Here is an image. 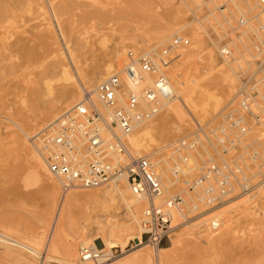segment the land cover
<instances>
[{
	"label": "rangeland",
	"instance_id": "374dc122",
	"mask_svg": "<svg viewBox=\"0 0 264 264\" xmlns=\"http://www.w3.org/2000/svg\"><path fill=\"white\" fill-rule=\"evenodd\" d=\"M220 2L214 0L216 5ZM198 3L199 0H0V12L7 9L12 12L6 17L0 16V264H19L15 261L18 257L29 259L33 264L39 261L30 250H26L30 246L29 240L42 235L39 215L46 203L42 181L34 180L28 154L29 149L33 151L31 140L34 139L29 137L46 125L40 122L44 119V111L36 110L37 101L34 96L39 89L42 93L50 90L45 97L49 99L63 85L74 89V97L82 96V86L69 84L71 80L68 83L59 73L43 79L44 71L56 60L50 31L63 30L75 60L70 68L72 78L79 81L88 76L85 79H92L91 85H95L99 77L94 73L108 61L115 62V69L126 64V54L124 61L120 57L114 58V49H121L122 43L126 52L132 50L135 55H140L146 51H160L170 43L174 35L188 41L178 48L176 52H181V55L170 65L175 72L183 73L185 77L193 74L197 81L202 77L206 82L210 80L212 85L209 87L217 92L219 103L217 106L211 105L207 113L190 112L188 108H183L186 109H182L183 112L188 114L179 123L173 119L169 111L171 107L168 110L164 107L158 118L165 121L164 131L154 136L146 150H140L147 154L160 146L171 145L191 131L194 122L210 120L223 110L236 91L238 81L232 88L223 84L220 78L214 79L219 63L229 73L232 66L240 78V75L247 73L245 68L249 64L246 63L249 54L242 46H237V53L232 60L227 63L221 60L217 53L218 45L223 39L233 38L234 35L227 30L228 34L218 41L214 34L216 31L204 20L202 24L207 33L202 31L199 27V14L208 9H196ZM208 4L211 8L215 6L213 2ZM214 12L221 21L218 9ZM194 17H198V20ZM159 30L168 34V38L164 43L155 45V36ZM208 53L213 56L211 64ZM166 71L168 74V69ZM190 78L186 82L190 83ZM43 81L47 82L46 86ZM179 104L176 99L172 103L173 109ZM35 142L38 144V139ZM50 181L59 188L58 183ZM57 188L52 197L54 207L61 192ZM175 189L172 191L187 198L179 186L176 185ZM247 198L234 200L212 215H200L175 229L170 236L178 240L172 264H264V182ZM126 214L122 210L114 218L124 221ZM138 214L141 215V211ZM185 214L192 215L188 209H185ZM140 215H137L138 219ZM209 216L220 222L215 231L205 227ZM202 222L203 225L200 224ZM132 232H139L138 223L134 224ZM98 234L95 224L84 225L78 220L68 224L63 231L58 256L73 257L83 262L79 259L80 244L88 246L95 242L101 249L103 243L97 237ZM177 234H180L178 238ZM170 238L161 247L170 245ZM121 239L126 240V252L133 249L136 240L132 241L126 235ZM143 250L151 251L152 254L153 249L147 245ZM111 252L115 256L112 258L111 253L108 257L112 260L103 264H118L125 259V252L119 247Z\"/></svg>",
	"mask_w": 264,
	"mask_h": 264
},
{
	"label": "built area",
	"instance_id": "2783aa9c",
	"mask_svg": "<svg viewBox=\"0 0 264 264\" xmlns=\"http://www.w3.org/2000/svg\"><path fill=\"white\" fill-rule=\"evenodd\" d=\"M241 1L244 12L226 25L233 40L223 39L217 53L221 60H230L234 46H242L250 53L247 73L240 75L236 91L212 119L194 122V128L171 145L141 156L131 154L126 143L139 123L156 117L174 98L166 70L178 57V48L188 43L174 35L160 51L140 55L128 51L122 69L95 86L98 101L112 112L110 120L85 92L50 127L42 129L38 144L34 143L62 194L71 189H97L125 176L129 188L146 200L140 239L134 247L142 241L157 249L178 227L231 199L249 195L264 182V0ZM225 7L226 3L218 5V9ZM122 75L138 89L126 88ZM166 163L172 181L187 198L175 191L164 194L161 166ZM173 209L184 213L188 209L192 215L174 223ZM208 226L215 230L219 224ZM102 256L96 245L79 249L84 262L94 264Z\"/></svg>",
	"mask_w": 264,
	"mask_h": 264
},
{
	"label": "bare ground",
	"instance_id": "6f19581e",
	"mask_svg": "<svg viewBox=\"0 0 264 264\" xmlns=\"http://www.w3.org/2000/svg\"><path fill=\"white\" fill-rule=\"evenodd\" d=\"M193 1L196 2V0ZM220 1H221L220 3H226L225 9H218V5L214 3V0H199V3L196 4V9L199 8L200 10L204 7L208 9V11L204 12L203 14L201 15L199 14L200 29H202V31L207 33V31H205L204 29V25L202 24L203 20L206 21V23L210 27H212L213 30L216 31L214 34L217 36L218 41L222 39V37L225 36V34H228V32L226 31V25H228L231 18L235 17V15H237L238 13L244 12L245 10L243 6L244 4L241 0H220ZM210 2H213V4H215L213 8L209 6L208 3ZM215 9H218L219 13L221 14L220 16L221 21H219V17L217 16V14H215L214 12ZM10 10L11 9L1 11L0 16L6 17L10 13L12 14ZM195 18L196 17H194V19ZM197 18L196 20H198ZM212 20L215 22L213 23ZM62 31L63 30L61 29L60 30L56 29L54 31L53 30L50 31L49 33L51 44L55 46L54 52H55L56 60L54 61L53 64L47 67V70L44 71L45 74L43 79H46L50 75L59 73L60 76L64 78L63 80L68 81V83L69 80H71L69 84L73 86L78 84L79 87L82 86L80 87V92L82 94L88 92L91 95V98L96 108L108 120H110L112 112L111 110L104 107L98 101L94 92V88L95 85H97L101 80L107 78L113 72H115L116 67H114L113 64L115 62L108 61L98 72L94 73V75H97V77L99 75L98 79L95 80L96 81L95 85H91L92 79L89 80L85 79L88 76L87 77L85 76V78L83 77L82 78L83 80L81 79L82 81L80 79L79 81L73 79L70 74V68L72 65L75 64V60L73 58L71 50L67 46L66 36ZM167 38H168V34L165 35L164 33H162V31L159 30L157 32V35L155 36V45L164 43L167 40ZM213 43L215 45V42ZM234 48H235V52H233L232 59L237 53V49H238L237 45H235ZM114 50H115L114 58L120 57L121 60L123 59L124 61L125 54L127 55L126 47L124 43H122L121 49L118 48ZM147 53L148 51L144 52L143 54H147ZM209 53L207 57L211 64L213 62V56ZM239 53L242 52L240 51ZM180 55L181 52L180 53L178 52V56ZM181 58L182 57H180L179 59ZM222 61L227 63V61L229 60H222ZM246 63L247 64L249 63V58ZM221 67L222 64L219 63L217 66L218 69L216 68L217 70L213 78L214 79L215 77L220 78L223 84L225 85L227 84L229 87L232 88L235 87L236 81H238V84L236 85L237 87L240 84L241 79L236 73V71L233 69V67L230 66L231 73L225 72ZM182 74L175 72L174 69H172V65L168 66V76L171 82V89L172 92L174 93V98L169 103L166 102L167 104L165 107L167 110L171 107L169 111H171L173 115V119H175L177 123H179L182 120L183 116L185 117V115L188 114V112L187 114H185L186 112L185 113L183 112L184 110L183 108L186 109L188 108L189 111L192 110L194 112L207 113L211 105L214 104L215 106H217V104L219 103V96L217 92L213 91L209 87L212 85V83H209L210 80L206 82V79L202 77V79L200 78L198 82L194 77L195 75L189 74L188 77H185ZM121 78L126 81L125 84L126 88L134 89V90L138 89L137 85H132L130 82H128L125 79L123 75L121 76ZM187 78H190V83L186 82ZM200 80L202 81L200 82ZM46 83L47 82L43 81V85L45 84L46 86ZM145 83L150 84L151 80H146ZM49 91L50 90L47 91L44 90L45 93H42L41 90L39 89L37 93L35 92L36 94L34 96L35 101H37V104L35 106L36 110L43 109L44 111V116H43L44 119L43 120L41 119L42 121H40L43 122V124H46L43 127V129L45 127H50L58 117V113L63 109L65 110L69 109L75 102H77L80 99L81 96V95H77V97H74L75 96L74 89L68 87L67 85H63L60 90H58L54 95L51 96V98L45 99L47 94H49ZM176 99L178 100V104L179 103L180 104L179 106L175 107V109H173L174 105L172 106V103H174ZM160 114H158L156 117H154L153 119L147 122L139 123L137 128L134 129V131L126 137V143L131 149V154L136 156L144 155L145 153L140 152V150H146L149 147V143L154 140V136L159 131L161 132L164 131L163 128L165 126V121L158 120ZM40 132L41 130L36 132L31 137H29L31 139L32 137H34V139L31 140V144H32L31 147L33 151L31 152L29 149L28 154L30 155L31 158L30 160L33 166L32 176L34 180L42 181L43 190L45 192L46 203L44 209L39 215V223H41L40 228L42 229V235L40 234V236L37 237L32 236L33 238L28 241L30 246L27 248L29 249H26L27 252L31 251L30 253H32V255L38 257L39 260L38 264H44V263L93 264L92 262L89 261L87 262L76 261V259H74L73 257L66 258L64 256L65 258L64 257L60 258L58 256V249L62 242L63 231L68 224L73 223L76 220L81 221L82 223H84V225L95 224L97 227V230L99 232L97 237H100L103 243V247L101 248V251L103 252V256L98 260L97 263L94 264H103L110 261V259L112 260L113 257L111 258L108 256H110V254L112 253L111 252L112 249L117 247H119L123 253L125 252V254L123 255V258L125 259L118 264H172L173 263L174 260L173 257H174V253L176 252L175 249L177 247L178 240H174L172 238H170V245L166 247H158L157 249H153L152 254L151 251L149 252L148 250H143L145 247H147V244L142 241L141 243H139V245H136L135 247L133 246L132 250H129L127 252L126 250H124L126 246L125 245L126 240L121 239L123 235H126L132 241L135 240L137 241V239H140V234H141L140 222H141L143 209L146 206V200L143 196L139 194H135L129 188L127 184V180L123 175L118 176L110 184L97 189L83 190V191L80 189H71L63 194L60 192V196L54 207L52 197H53V192L56 191L57 186L56 184L53 185L50 180L55 181L56 183H58V185L59 182L48 172L46 164L42 159L40 152L38 151L36 145H34V143H36L35 140L37 139L39 140L38 134ZM26 134L28 135V133ZM104 135L107 136L106 134ZM192 161L194 164L193 167L196 168V161L193 159ZM161 170H162L161 171L162 187L164 188V193L169 194L170 192H172V190L177 189V188L175 189L176 185L174 184V182L171 179V176L169 175L170 165L166 163V165H164L163 167L161 166ZM58 187L59 188L57 189L60 190V186ZM254 191H252L249 195L241 198H247V197L250 198V196L253 195ZM237 199L229 200L223 205L213 209L212 210L213 212H209V214L215 213L219 209L228 206L230 203H232L234 200ZM247 199L244 200L246 201ZM159 200L161 199H158L157 201ZM241 203L244 202L242 201ZM241 203H236L235 205H239ZM122 210H125L127 213L124 216L126 220L118 221L114 218V215L120 214ZM139 211H141V215L138 214ZM77 214H79V216H76ZM137 215H140L139 219ZM171 217H172V222L176 223V221L179 222L180 218L183 219L184 217H188V215H186L184 211L182 212V210L173 209L171 212ZM207 220L209 221L208 223H206L205 226L206 229H209L208 225L211 226V222L215 224H217L218 222L220 226L219 220L215 217L209 216ZM135 223H138L139 226V232L137 234H134L132 232ZM203 223L204 222L200 224L203 225ZM179 236L180 234H177V238ZM92 245H96L95 242H92ZM41 246H42L41 249L42 251L40 250ZM83 246H87V245L81 243L79 247L81 248ZM25 247L26 246H24V248ZM15 261H18L19 264H33L31 260L26 258L18 257L17 260Z\"/></svg>",
	"mask_w": 264,
	"mask_h": 264
}]
</instances>
